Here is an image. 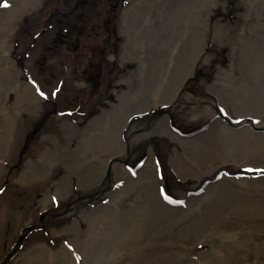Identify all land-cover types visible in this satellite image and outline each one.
Returning <instances> with one entry per match:
<instances>
[{
	"label": "bare ground",
	"instance_id": "6f19581e",
	"mask_svg": "<svg viewBox=\"0 0 264 264\" xmlns=\"http://www.w3.org/2000/svg\"><path fill=\"white\" fill-rule=\"evenodd\" d=\"M38 1L0 0V7L7 5L6 17L0 21L1 27H7L5 30L0 27V178L6 171L2 162L13 152V138L18 134L22 114L39 115L41 110L39 93L22 78V70L11 57V39L19 20L37 8ZM130 1L120 10V28L115 30L120 37V47L128 51L126 56L132 52L130 55L134 54L133 60L138 64L137 78L129 84L123 77L124 84L132 87V97L138 98L133 88L143 91L146 88L160 95L158 101L166 99L158 104L174 105L183 82L193 75L197 62L205 58L206 42L210 36L207 29L209 16L221 0H211L216 4L208 9L202 8L200 0ZM239 7L243 21L238 26L250 35L243 36L242 31L237 40L228 32L221 35L226 32L228 24L219 19L214 30L218 35H212L213 40L223 41L219 45H227L229 49L237 47L241 41L248 44L243 46L241 53L244 62L240 63L243 59L240 57L238 61L237 54L231 50L229 65L232 69L219 67L215 80L207 83L209 92L214 95L209 97L206 94V97L215 104L216 95L217 101L223 103L222 115L225 117L215 118L213 105L207 100V104H203L197 112L214 120L198 134L176 133L168 117L159 121L156 130L165 132L180 146L181 149L175 146L170 156L183 177L188 174L205 180L215 171L214 167L218 170L220 166L229 164L235 169H244L243 173H236L238 176L231 172L222 173L216 180L206 181L201 194H182L173 199L164 191L161 198L159 190H165L166 186L156 172L152 151L142 167L130 170V173L124 169L127 147L121 131L130 112L137 109L126 95L124 111L118 114L117 109L118 115L112 116L111 121L108 119L109 122H106L110 107L101 108L90 116L86 123H89L93 133L88 132L92 136L88 135L84 142L80 136L83 128L76 127L77 134L70 138L73 130L67 125V137L55 138L54 146H46L41 151L45 155H54L57 165L69 164V172L55 185V191L63 197L72 192L69 188L73 177L86 185L84 189L94 185H102L104 189L108 187L112 177H106L107 171L113 156L117 158L112 167L116 175L114 179L120 180L121 185L117 192L107 193L112 197L111 202L105 205L102 199L98 200L88 212L82 213L81 218L87 226L85 231H79L75 225L68 230L83 251L82 264H264V177L263 174L246 173L249 167L264 168V0H240ZM197 18L193 32L201 39V47L197 56L187 52L186 58L191 59L185 60L181 55L186 46H177L174 30L183 23L195 22ZM146 53L154 57L147 59ZM154 59L163 64L164 70H148V62ZM123 61L126 64L130 60ZM236 68L242 72L239 73ZM138 104L146 107L147 102L142 99V104ZM115 106L111 104V108L116 109ZM231 119L235 122L239 120V126H231ZM100 124L106 125V131H102L103 134L108 133L105 138L101 137V132L97 134ZM75 140L84 146L74 150L72 142ZM43 159L48 160L45 156ZM45 164L31 166V169L27 165L18 181H38L46 186L49 172L44 170ZM131 171L138 174L140 185L131 182ZM260 171L264 173V170ZM240 176L245 178H237ZM137 186L142 187L143 193H149V196H143L146 201L141 197L142 193L133 192V187ZM148 214H153L155 222L150 224ZM74 223L78 224L77 221ZM93 234L95 238H91ZM117 234L120 240L110 236ZM147 234L152 239L147 238ZM51 251L52 248L37 243L20 255L14 264L74 262L66 259L69 252L59 251V254L49 256Z\"/></svg>",
	"mask_w": 264,
	"mask_h": 264
},
{
	"label": "rangeland",
	"instance_id": "374dc122",
	"mask_svg": "<svg viewBox=\"0 0 264 264\" xmlns=\"http://www.w3.org/2000/svg\"><path fill=\"white\" fill-rule=\"evenodd\" d=\"M239 1L221 0L217 9L214 7L208 20L210 24L207 29L210 36L206 42L205 58L197 62L193 75L183 82L174 105L158 104L157 102L162 103L166 99L158 101L160 95L154 91L149 92L146 88L144 91L133 88L138 98L132 97V87L124 84L126 82L123 77L129 84L137 78L138 67L133 60L134 54L130 55L132 53L130 52L126 56L128 51L120 47V37L117 36L119 34H115V29L120 28V10L128 5V0H78L74 8L75 12L69 9L68 0H39L37 8L26 13L19 20L18 28L11 39V57L22 70V78L35 87L42 103L39 115L28 112L22 114L19 119L18 134L13 138V152L2 162L6 171L0 178V217L2 218L0 219V264H14L20 255L37 243L52 248L51 254L48 252L49 256L59 254V251L69 252L70 255L66 259L74 262H64V264L83 263V251L76 245L77 242L71 238L68 230L75 225L79 231H85L87 226L81 218L82 213L88 212L92 208L90 206L101 199L105 205L111 202L112 197L107 193L117 192L121 185L120 180L115 181L116 175L112 167L117 158L113 156L112 164L107 171L106 177H112L107 184L108 187L104 189L102 185H94L84 189L86 185L79 183L78 179L73 177L69 188L72 192L63 197L55 191V185L58 179L69 172V164L57 165L54 155H45L41 151L46 146H54L55 138L63 139L67 135V125L73 130L72 134L68 131L70 138L77 134L76 127L83 128L80 136L84 142L88 135L92 136L88 132L93 133L90 131L89 123H86L90 116L94 112L98 113L101 108L110 107L106 122H109L108 119L111 121L112 116L124 111L125 95L133 105L137 106V109L130 112L131 115L121 131L122 140L127 147L124 169L130 173V170L142 167L149 160L148 154L152 151L156 172L166 186L165 190H159L160 196L164 191L173 199L179 198L182 194H201L204 191L202 185L210 179L216 180L222 174L220 169H226L227 173L231 172L235 175L243 173L244 169L240 167L235 169L236 167L229 164L220 166L219 171L218 167H212L215 171L211 176H206L205 180L188 174L183 177L170 156L172 149L175 146L181 149L180 146L165 132L156 130L159 121L168 117L176 133L180 135L187 133L190 136L198 134L214 120L206 116L202 117L203 114L197 112L203 104H207V100L208 104L211 101L213 105L215 118L225 117L222 115L223 103L217 101L216 95L215 104L209 99L214 94L209 92L207 83L215 80L219 67L231 68L229 65L231 50L237 54L238 61L240 57L243 59L239 61L240 63L244 62L241 53L243 46L246 47L248 44L241 41L237 47L229 49L227 45H219L222 40H213L212 35H218L217 30L214 32L217 19L228 24L226 32L221 35L228 32L237 40V36L242 31L243 36L249 34L246 29L238 26V23L243 21ZM200 2L203 9L213 8L216 4L211 0L210 3L208 0H200ZM86 5L87 8L82 10ZM5 7H0V21L6 17ZM193 17L196 18L195 15ZM197 21L198 18L191 24L183 23L182 28L174 30V35L178 39L175 42L177 46H186V50L181 55L185 60L191 59L186 58L187 52L191 51L197 56L201 47V39L193 32ZM5 28L7 27H1L4 30ZM150 56L154 57L147 54L146 58L150 59ZM124 59L130 61L125 64ZM148 63V70H164L163 64L157 63L155 59ZM236 71L242 72L239 68H236ZM225 82L226 80L223 81L224 84ZM206 94L209 97H206ZM141 98L147 102L146 107L138 104H142ZM97 102L99 104H96ZM111 104L116 105V109L111 108ZM117 109H119L118 114ZM114 119L112 125L115 123ZM86 125L88 127L85 132ZM232 125L235 128L239 126L235 122ZM105 126L100 124L97 131V134L101 132V137L104 138L108 135L102 132L106 131ZM76 140L72 142L74 150L78 149V146L79 148L84 146L79 142L76 143L78 141ZM44 156L48 160L43 159ZM62 159L64 160L63 157ZM44 163H46L44 170L49 172L46 186L38 181L27 183L18 181L27 165L31 169V166ZM260 169L264 170L263 167L257 169L249 167L246 173L260 175L262 173ZM131 173H133L131 182L140 185L138 174L134 171ZM141 189L140 186L133 187V192L142 193L141 197L149 196L148 192L143 193ZM143 199L146 201L145 197ZM148 216L150 224L155 222L153 214ZM59 231L64 233L60 234ZM113 231L118 233L114 228ZM110 236L120 240L118 234ZM91 238H95V234ZM147 238L152 239L148 234Z\"/></svg>",
	"mask_w": 264,
	"mask_h": 264
},
{
	"label": "snow or ice",
	"instance_id": "6c2138e0",
	"mask_svg": "<svg viewBox=\"0 0 264 264\" xmlns=\"http://www.w3.org/2000/svg\"><path fill=\"white\" fill-rule=\"evenodd\" d=\"M5 6H7V5H5Z\"/></svg>",
	"mask_w": 264,
	"mask_h": 264
}]
</instances>
